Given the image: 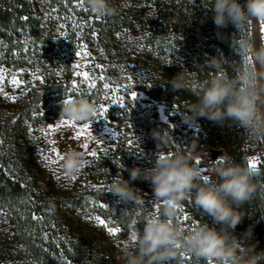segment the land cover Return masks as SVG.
<instances>
[{"label": "trees", "instance_id": "1", "mask_svg": "<svg viewBox=\"0 0 264 264\" xmlns=\"http://www.w3.org/2000/svg\"><path fill=\"white\" fill-rule=\"evenodd\" d=\"M188 1L195 19L180 23L171 18V4L175 0H111L116 12L104 17L92 12L86 0H47L64 21L65 35L60 37L55 21H51L50 26L43 24L38 0H0L3 64L10 71L22 69L27 82L13 99L0 93V210L5 212L10 232L0 237V264L5 261L20 264L29 259L38 264H119L116 243L105 227L91 225L78 211L88 206L89 200L85 201L76 190L57 187L52 174L38 159L28 135L30 126L58 118L64 94L74 93L68 89L74 73L76 47L82 40L78 38L80 35L96 48L101 58L105 79L98 81L96 88L103 83L120 82L124 68L138 67L145 74V81L137 88L146 94V101L155 103V111L150 116L141 113L142 108L126 95L124 107L117 105L114 115H109L121 132L120 141L107 156L86 166L80 178L111 182L122 172L124 178L129 179L133 167H151L158 151L153 130H167L169 141L163 146L164 151L191 148L196 155L208 144L221 149L236 163L248 162L252 154L258 153L257 167L264 170V139L251 137L231 121L220 124L198 118L189 125L181 117L188 113L196 99L195 85L217 72L205 66L206 59L222 56L225 60L221 70L235 76L248 62L242 42L253 38V20L239 29L230 24L218 33L211 19L210 0ZM120 3L127 5L119 10ZM139 3L141 6L149 4L152 15L141 18L145 8L137 9ZM73 19L78 22L73 24ZM138 27L143 34L145 28L149 29L152 40L149 38L147 46L138 52L126 51L117 32L138 30ZM64 38L63 48L60 41ZM180 72L192 85L173 91L169 81ZM94 91L89 95L88 91H82V96L92 101ZM159 106H163L166 119L160 118ZM131 127H136L135 131L140 134L137 139L128 134ZM131 183L141 190V198L136 203L121 201L122 205L115 206L121 227L119 236L128 233L133 218L142 230L146 220L145 205L151 204L150 183L140 179ZM255 183L257 190L253 198L240 209L245 216L236 226L235 235L241 237L251 227L253 239L244 243L258 241L260 250L264 249V174L257 177ZM89 193L94 194V191ZM121 206L128 209V213H124ZM100 213L106 217L107 211L100 207ZM178 214L175 221L186 229L197 222L212 224V219L191 199L183 202ZM33 215L39 219L34 220ZM181 264L212 262L185 254Z\"/></svg>", "mask_w": 264, "mask_h": 264}, {"label": "clouds", "instance_id": "2", "mask_svg": "<svg viewBox=\"0 0 264 264\" xmlns=\"http://www.w3.org/2000/svg\"><path fill=\"white\" fill-rule=\"evenodd\" d=\"M87 6L98 16H111L116 8L111 0H86ZM211 19L218 31L230 24L236 29L250 21H264V0H210ZM55 41V40H54ZM250 60L235 76L222 71L224 58L213 56L205 61L206 67L217 69L202 83H197L196 99L182 115L191 125L198 118L223 124L231 121L256 139H264V42L255 46L250 38L242 42ZM169 84L173 91L192 85L182 72ZM97 105L86 96L72 97L64 94L60 101L59 118L89 122L94 118ZM158 151L151 167H133L130 178L122 173L112 178L108 192L124 203L140 200V189L132 186L137 179L147 181L152 196L160 203L158 214L149 215L142 230L132 234L130 247L122 249L123 264H181L185 254L194 255L212 264H264V249L258 250V241L252 240L251 227L235 235V229L244 218L241 207L249 202L256 190V178L264 174L259 167L247 161L236 163L229 157L219 156L213 162L212 173L218 178H202L194 149L164 151L169 141L167 130H153ZM64 175L76 176L85 166L86 153L70 148L62 159ZM191 199L202 213L212 219V224L197 222L186 229L175 221L183 202ZM218 226V227H217Z\"/></svg>", "mask_w": 264, "mask_h": 264}, {"label": "rangeland", "instance_id": "3", "mask_svg": "<svg viewBox=\"0 0 264 264\" xmlns=\"http://www.w3.org/2000/svg\"><path fill=\"white\" fill-rule=\"evenodd\" d=\"M38 1L42 11L43 24L45 26H50L49 23L51 21H55L57 23L56 31L59 33L60 37H63L65 35V24L64 21L61 20V18H59V16L57 15L56 7L50 6L47 3V0ZM126 5L127 3H120L118 6L119 10L125 8ZM141 5L142 4L140 3L137 4L136 8L139 9ZM141 7L145 8V11L140 15L141 18L152 15V10L149 4ZM171 18L180 23H188V21L194 20L195 18L193 14V8L192 5H190L189 1L175 0V2L171 4ZM71 21L73 24L78 22L76 19H73ZM146 29L147 28H145V34H143L142 29L139 27L138 30L122 29L117 32V38L124 47H127L126 51L138 52L142 47L147 46V43H149L147 40L150 38V30ZM252 30V43L255 46H259L261 42H264V22L257 21L256 32L253 23ZM79 37L80 39L82 38V40L78 42L76 47V57L73 61L74 73L71 79V87L68 89V92H74L70 95L72 97L75 94L82 96V91H88L89 95L93 90L88 87L87 82H84L83 76L77 75V73L89 72L91 75L99 77L103 75L104 72L101 58L96 52V48L91 47L85 40H83L82 35L78 36V38ZM150 39L152 40V37ZM0 41H2L1 38ZM65 41V38L63 40L61 39L60 41L61 47L63 48ZM77 53H79V55H77ZM63 54L64 53H62V55ZM97 65H99L100 67H96ZM0 69H3V79L0 80V87L3 88V92L0 93L5 97L13 99L22 92L27 82L23 77V75H25V72L22 69L10 71L3 64V42L0 43ZM13 78L19 81V83L14 85L12 83ZM98 81L101 80H96V87L98 86ZM144 81L145 74L143 73L141 68H124L121 72L120 82H108L110 88H118L119 91H108L107 95H105L106 90L103 88L104 83L102 84V86H100V88H94L95 94L93 95L92 101H94L97 105V112L101 110L102 105L108 109L107 113L103 117H94L89 122H76L75 128H73L72 126H60L59 128H56L55 131H50L51 128L56 127V125H58L61 120H68L66 118L58 117L51 121H44L37 126H30L28 130L30 142L34 146L38 159L44 166L45 170L48 173L52 174L57 187L63 190H76V193L79 195L81 194L84 197L85 201L87 199L89 200V205L78 211L82 215V218L85 221L89 222L91 225L105 227V230L109 233L112 240L116 243L119 264H123V261L120 259V256L122 255V249L131 246L132 234L135 231L139 230L136 221L133 218L129 223L128 233L124 236H119L121 227L119 221L117 220V216H115V206L122 205V202L116 196L108 192L111 182L105 179H100L98 181L90 179L85 180L84 178H80V175L86 166L94 165L100 158H102L103 156H107L112 148H114L120 141L121 132L117 129L116 122L113 121L109 115H114V107L120 105V101H123L126 95L129 94L131 97V93L135 92L137 94V98L135 100L131 98L133 103L142 108V110L138 109L141 113L152 116L155 111V103L146 101V94L142 90H138L137 88L139 85L144 83ZM73 86H75V90ZM113 100L117 102L113 103ZM158 110L160 112V118L166 119L163 106H159ZM84 123L89 124V130L93 137H95L94 140L88 141L89 148L87 150L81 147L84 139L83 137L80 140H76L73 138L76 129L81 127ZM135 130L136 127H131L128 134L135 135L134 137L135 139H137L140 134H138V131ZM49 132L50 134H47ZM52 141H55V144H52ZM52 148H56L57 152H59L60 154H64L70 148H76L77 150L85 151L86 159L87 161H90V163H86L80 173L75 176L76 178L72 179V177L64 175L63 169L61 167L63 163L62 160H59L56 163H49L47 157H52L53 159H55L56 156V153H53L51 151ZM104 148H107L108 151H102V149ZM90 151H96L97 156L93 158L88 155L87 153ZM196 156L200 159L199 167L200 169H203V171H201L202 176H207L210 180H216L217 177L212 173L211 169L213 167V162L217 157L225 156L224 152L219 148L204 144L198 151ZM250 160L256 161L258 164V162L260 161L258 153L252 154L250 156ZM91 190L94 191V194L89 193ZM150 201V205H145L146 218L150 214L155 215L160 211L159 201L155 200L153 196L150 198ZM111 203H113L114 206H112ZM100 207L106 209V217H104L103 214L100 213ZM121 207L124 213H128V209L124 208L123 206ZM177 216H179V214H177ZM96 217H99V220H97ZM100 220L104 221V224H101ZM109 228H119L120 231L112 234L109 232ZM9 233V226L5 217V212L0 210V237L6 236ZM3 263L6 264L9 262L5 261ZM20 264L38 263H36L32 259H29L21 261Z\"/></svg>", "mask_w": 264, "mask_h": 264}, {"label": "snow or ice", "instance_id": "4", "mask_svg": "<svg viewBox=\"0 0 264 264\" xmlns=\"http://www.w3.org/2000/svg\"><path fill=\"white\" fill-rule=\"evenodd\" d=\"M262 22H264V21H262ZM0 43H2V41H0ZM77 55H79V53H77ZM245 59H246V61H249L250 60L249 57H246ZM96 67H100V66L97 65ZM77 75H82L83 76L84 82H87L88 83V87L90 89L96 88V80L97 79H99L101 81H103L105 79V77L103 75H101L99 77H96V76L91 75L89 72L77 73ZM2 79H3V69H0V80H2ZM36 79L39 80L40 82H43L40 77H36ZM12 83L15 85V84H18L19 81H17L15 78H13ZM73 88L75 90V86H73ZM103 88L106 90L105 95H107V92L108 91H111V92H117V91H119L118 88H110V85L108 83H104ZM0 92H3V88L2 87H0ZM131 98L133 100H135L137 98V94L135 92L131 93ZM116 102L117 101L113 100V103H116ZM120 106L121 107H124V104H123V101L122 100L120 101ZM107 111H108V109L102 105L101 106V110L99 112L96 111L94 113V117H97V116L103 117L107 113ZM76 122L77 121H75V120H61L60 123L58 125H56V127L51 128L50 131H55L56 128H59L60 126H72L73 128H75ZM89 128H90L89 124L88 123H84L81 127H79L78 129H76L75 135L73 137L76 140H80L82 137L84 138L83 139V142L81 144V147L83 149H85V150H87L89 148L88 141L95 139V137H93V135L91 134ZM47 134H50V132L47 133ZM51 143L52 144H55V141H52ZM51 151L53 153H56V156H55V159H53L52 157H47L49 163H56L57 161L63 159V155L64 154H60L59 152H57V149L56 148H52ZM102 151L107 152L108 149L107 148H104V149H102ZM87 154L90 155L93 158H95L97 156V152L96 151H90ZM86 163H90V161H87ZM198 163H200V161H198ZM248 163L252 167H257V162L256 161L249 160ZM201 171H203V169H201ZM75 178H76L75 176H72V179H75ZM202 178H207V176H202ZM181 211H183V210L181 209ZM32 218L34 220L35 219H39V217H37L35 215H33ZM96 219L99 220V217H96ZM100 223L101 224H104V221L100 220ZM119 231H120L119 228H109V232L112 233V234H115V233H117ZM132 238L134 239V236Z\"/></svg>", "mask_w": 264, "mask_h": 264}, {"label": "water", "instance_id": "5", "mask_svg": "<svg viewBox=\"0 0 264 264\" xmlns=\"http://www.w3.org/2000/svg\"><path fill=\"white\" fill-rule=\"evenodd\" d=\"M253 23L257 25V21L256 20H253Z\"/></svg>", "mask_w": 264, "mask_h": 264}, {"label": "bare ground", "instance_id": "6", "mask_svg": "<svg viewBox=\"0 0 264 264\" xmlns=\"http://www.w3.org/2000/svg\"><path fill=\"white\" fill-rule=\"evenodd\" d=\"M254 27H255V32H256V24H254Z\"/></svg>", "mask_w": 264, "mask_h": 264}]
</instances>
